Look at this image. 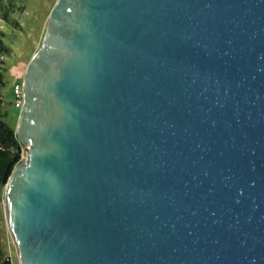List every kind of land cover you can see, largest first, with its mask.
Here are the masks:
<instances>
[{
  "label": "water",
  "instance_id": "obj_1",
  "mask_svg": "<svg viewBox=\"0 0 264 264\" xmlns=\"http://www.w3.org/2000/svg\"><path fill=\"white\" fill-rule=\"evenodd\" d=\"M22 84L21 264H264V0H59Z\"/></svg>",
  "mask_w": 264,
  "mask_h": 264
},
{
  "label": "rangeland",
  "instance_id": "obj_2",
  "mask_svg": "<svg viewBox=\"0 0 264 264\" xmlns=\"http://www.w3.org/2000/svg\"><path fill=\"white\" fill-rule=\"evenodd\" d=\"M59 0H18L20 8V25L8 27L0 21V29L6 33L8 42L12 46L11 56H0V70L5 74L6 86L3 108L7 110L6 117L9 125L18 133L21 108L15 106L14 85L23 83L30 61L41 48L46 34L50 15ZM7 68V69H5ZM24 161L27 157L28 144L24 143ZM4 187L0 195V264L7 259L12 264H21L17 253V245L7 218V199Z\"/></svg>",
  "mask_w": 264,
  "mask_h": 264
},
{
  "label": "trees",
  "instance_id": "obj_3",
  "mask_svg": "<svg viewBox=\"0 0 264 264\" xmlns=\"http://www.w3.org/2000/svg\"><path fill=\"white\" fill-rule=\"evenodd\" d=\"M18 0H0V21L8 27L15 28L20 25V8ZM12 46L8 42L6 33L0 29V56H11ZM7 69V68H5ZM6 86L5 74L0 70V195L9 182L15 169L24 161V145L14 127L6 120L7 110L3 108L4 88ZM2 248H0V252ZM3 264H12L9 259Z\"/></svg>",
  "mask_w": 264,
  "mask_h": 264
},
{
  "label": "built area",
  "instance_id": "obj_4",
  "mask_svg": "<svg viewBox=\"0 0 264 264\" xmlns=\"http://www.w3.org/2000/svg\"><path fill=\"white\" fill-rule=\"evenodd\" d=\"M14 95H15V106L17 108H22L24 105V91H23V84L16 83L14 85Z\"/></svg>",
  "mask_w": 264,
  "mask_h": 264
}]
</instances>
